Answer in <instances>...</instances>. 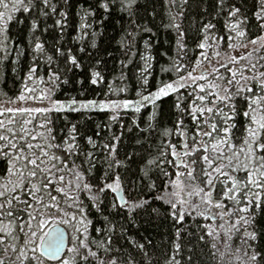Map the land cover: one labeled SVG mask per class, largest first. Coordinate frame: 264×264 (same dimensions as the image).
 I'll use <instances>...</instances> for the list:
<instances>
[{
  "label": "snow or ice",
  "instance_id": "1",
  "mask_svg": "<svg viewBox=\"0 0 264 264\" xmlns=\"http://www.w3.org/2000/svg\"><path fill=\"white\" fill-rule=\"evenodd\" d=\"M9 75L0 264H264V0H0Z\"/></svg>",
  "mask_w": 264,
  "mask_h": 264
},
{
  "label": "trees",
  "instance_id": "2",
  "mask_svg": "<svg viewBox=\"0 0 264 264\" xmlns=\"http://www.w3.org/2000/svg\"><path fill=\"white\" fill-rule=\"evenodd\" d=\"M49 23H52V21H49ZM78 23L77 18L74 17V15H70L69 17V24L70 27L68 28V36L66 37L67 40H71L72 36L76 35L75 31V25ZM99 31V28L97 29ZM120 24L116 23L115 18L113 20L107 21L105 28H104V34L99 35L97 39V43L99 46V54L101 56H105L108 60L109 66H115L117 69L119 68V58L121 57V51L119 50V45L116 43L117 40L120 38ZM163 39V37H161ZM72 47H76V45H69ZM108 52H112L113 55L111 57L107 56ZM96 55V53H93ZM87 59V57H85ZM20 87L19 81L13 82V79L11 75L8 76L7 80L3 83H0V91L7 92L9 95H14L15 91L18 90ZM75 87L72 86L69 88H66V92H70L71 94H75ZM169 104L170 99L162 102V108L165 113L169 110ZM88 115L91 116V119L88 118ZM88 115H81L78 113H69L68 117L73 122L76 121H82L83 126L86 128H94L97 123H100L104 120H106V114L105 113H91ZM166 118V116H165ZM156 239H161V236L157 235ZM206 260L208 261V264H211L210 258L206 257Z\"/></svg>",
  "mask_w": 264,
  "mask_h": 264
}]
</instances>
